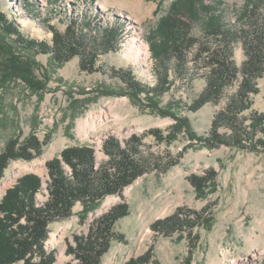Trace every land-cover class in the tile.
<instances>
[{
	"label": "rangeland",
	"instance_id": "374dc122",
	"mask_svg": "<svg viewBox=\"0 0 264 264\" xmlns=\"http://www.w3.org/2000/svg\"><path fill=\"white\" fill-rule=\"evenodd\" d=\"M192 3L0 0V153L10 141L14 149L25 146L29 137L41 145L37 155L28 149L30 159L8 160L0 201L19 178L34 174L42 180L36 202H45L46 162L60 158L67 147L93 148L97 165L106 159L104 140L123 143L134 136L139 141L142 174L121 193L103 197L86 217L81 219L83 206L76 202L70 216L49 223L45 248L54 252L52 264L75 263L68 252L74 235L87 233L91 222L116 204H125L127 214L114 223L117 236L100 264H264V71L250 106L236 113V132L226 123L216 130L225 139L235 134L241 140L237 146L208 141L212 120L239 88V72L218 99L192 110L212 68L210 51L226 47L216 38L221 32L208 33L207 18L220 15L226 28L236 31L230 59L240 68L248 58L244 35L264 29V0H203L215 11L198 15ZM110 27L118 33L107 38ZM54 32L58 46L51 52ZM132 36L146 59L124 56ZM24 38L44 41L42 48L47 43L50 52L26 47ZM69 45L77 53L64 61ZM152 45L164 47L169 59L158 61ZM178 47L180 53L174 50ZM91 52L97 53L95 59ZM82 60L96 70L83 69ZM163 67L168 72L161 83ZM127 69L139 86L125 81ZM101 110L108 112L107 122L84 125L90 113ZM255 117L263 119L254 123ZM19 163L36 166L18 173ZM193 176L202 178L201 188L192 183ZM110 197L117 199L100 211Z\"/></svg>",
	"mask_w": 264,
	"mask_h": 264
},
{
	"label": "trees",
	"instance_id": "16d2710c",
	"mask_svg": "<svg viewBox=\"0 0 264 264\" xmlns=\"http://www.w3.org/2000/svg\"><path fill=\"white\" fill-rule=\"evenodd\" d=\"M179 2L177 1L176 5L173 3L175 6L172 5V8L175 9ZM192 2L191 10L195 15L200 12L201 14L202 12L211 13L210 10H214L213 6L204 7L203 0H192ZM215 3L219 4L218 1ZM167 19L172 18L168 16ZM70 22L71 25L74 24L73 20ZM206 22L204 23L211 29L208 33L216 36L217 32L222 33L220 37L216 38L225 41L226 47L210 51L208 60L212 68L210 74L207 75L206 87L195 101L192 110L198 109L206 102L218 99L225 85L239 72L242 75L239 88L235 95L228 98L224 109L219 111L212 120L211 137L208 141L212 144L219 141L237 146L241 140L235 134L231 138L225 139L226 137L217 133L216 130L223 123H226L232 128V133L236 132L237 128L233 129V127H237L234 124L237 119L236 113L247 109L251 104L249 96L258 93L257 79L261 77L264 71V29H253L251 30L252 33L246 32L244 37L248 58L238 68L230 59V42L236 37V31L227 29L222 17L214 13L207 18ZM12 26L13 31L17 32L16 34L20 38L23 37L15 25ZM117 33L116 28L110 27L105 30L104 36L106 34L108 38L109 35L112 37L113 34L116 35ZM182 34L185 35L184 32ZM53 35L52 41H55L58 33L54 32ZM184 35L182 39L186 41ZM24 40L26 47L31 46V48L38 49L43 53H49L50 50L53 52V50H57L58 46L55 41L53 42L56 44L55 48H48L49 44L46 43L44 49L42 48L45 45L44 41L25 38ZM187 43L191 44L190 41ZM151 48L152 54L158 61L169 59V56L162 54L167 53L164 47L154 48L152 45ZM226 48H230V54L224 53ZM68 49L70 52L64 61L77 53L70 45ZM174 50L180 53L179 47ZM96 54L91 52V58L95 59ZM161 56H163L162 59ZM83 62L86 63L82 60L81 67L83 69L96 70V68L92 69L91 66H86ZM162 64L164 66L165 63L162 62ZM124 72L126 74L125 81H131L128 83L139 86L129 69ZM167 72L166 68L163 67L159 73L158 81L165 82ZM257 118L263 119V117H255L252 118V121L256 123ZM34 139V137H29L25 146L18 149H14L15 144L12 141L7 144L6 149L0 153V178L9 159L32 158L33 155L28 152L29 148L35 150L34 155L40 154L41 145ZM102 151L106 155V159L98 162L97 165L94 149L88 146L67 147L62 150L60 158L55 157L46 162L49 176L46 186L48 198L42 204L36 202V192L40 190L42 180L34 174H27L19 178L16 184L7 189L0 201V264H12L17 261H21V264H52L55 260L54 252H48L45 248L49 223L70 216L72 207L76 202H81L83 206L81 219L86 217L87 213L92 211L103 197L121 193L138 175L144 172L140 162L139 141L134 136L129 137L123 143L113 137L106 139L102 144ZM192 183L197 188H201L202 178L193 176ZM126 214L127 206L116 204L95 218L89 225L88 232L74 235V245L68 247V252L74 255L76 262L67 261L64 264H100L111 240L117 236L113 229L114 223ZM135 263L132 260L127 264Z\"/></svg>",
	"mask_w": 264,
	"mask_h": 264
},
{
	"label": "bare ground",
	"instance_id": "6f19581e",
	"mask_svg": "<svg viewBox=\"0 0 264 264\" xmlns=\"http://www.w3.org/2000/svg\"><path fill=\"white\" fill-rule=\"evenodd\" d=\"M141 42H139L137 36L131 37L128 41V48L127 51H125L124 56L129 59H133L134 61H138V59L141 58H147V53L142 49L141 47ZM108 118V112L106 111H96L93 113H90L86 119H84L83 123L84 125H89L91 127H94L96 124H102L103 122H107ZM36 166L35 163H30V164H16L15 165V170L18 173H22L26 171L27 169H32ZM17 173V174H18ZM117 198L115 197H110L108 198L102 205L100 211L105 210L108 208L113 202L116 201Z\"/></svg>",
	"mask_w": 264,
	"mask_h": 264
}]
</instances>
